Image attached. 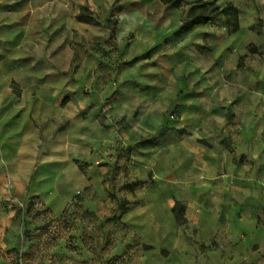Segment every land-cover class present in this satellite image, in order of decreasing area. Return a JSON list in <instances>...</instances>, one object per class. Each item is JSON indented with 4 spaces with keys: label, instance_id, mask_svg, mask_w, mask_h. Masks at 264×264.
Wrapping results in <instances>:
<instances>
[{
    "label": "crops",
    "instance_id": "obj_1",
    "mask_svg": "<svg viewBox=\"0 0 264 264\" xmlns=\"http://www.w3.org/2000/svg\"><path fill=\"white\" fill-rule=\"evenodd\" d=\"M201 1L8 5L0 197L122 203L143 264H264L262 46L241 44L240 14L234 31L186 28Z\"/></svg>",
    "mask_w": 264,
    "mask_h": 264
},
{
    "label": "rangeland",
    "instance_id": "obj_2",
    "mask_svg": "<svg viewBox=\"0 0 264 264\" xmlns=\"http://www.w3.org/2000/svg\"><path fill=\"white\" fill-rule=\"evenodd\" d=\"M13 1L0 0V23L8 19V5ZM204 2L219 10L231 6L240 14L242 25L251 29L242 35L241 44L253 39L262 46L259 55H264L263 5L257 0H203L195 5ZM228 19V14H218L210 20L211 26L215 30L225 24L233 30ZM84 198L54 213L38 197L16 201L0 197V264H143L144 245L119 221L124 204L119 209L116 203L89 207Z\"/></svg>",
    "mask_w": 264,
    "mask_h": 264
},
{
    "label": "trees",
    "instance_id": "obj_3",
    "mask_svg": "<svg viewBox=\"0 0 264 264\" xmlns=\"http://www.w3.org/2000/svg\"><path fill=\"white\" fill-rule=\"evenodd\" d=\"M163 4L169 5L172 8H178L181 6L182 0H160ZM226 10H219V7H215L213 3L204 2L203 4H197L189 7L186 14V28L194 25L204 24L210 21L218 14H228L229 23L232 24L233 31L238 28L237 13L231 7L227 6ZM173 214L175 215L176 222L180 225L185 223L184 217V205L181 202H177L173 208Z\"/></svg>",
    "mask_w": 264,
    "mask_h": 264
}]
</instances>
